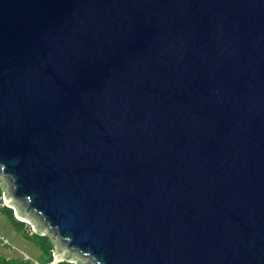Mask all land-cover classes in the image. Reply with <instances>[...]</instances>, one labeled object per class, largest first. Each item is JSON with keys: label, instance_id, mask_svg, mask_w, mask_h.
Masks as SVG:
<instances>
[{"label": "water", "instance_id": "95a60500", "mask_svg": "<svg viewBox=\"0 0 264 264\" xmlns=\"http://www.w3.org/2000/svg\"><path fill=\"white\" fill-rule=\"evenodd\" d=\"M3 185L53 264H264V0H0Z\"/></svg>", "mask_w": 264, "mask_h": 264}, {"label": "trees", "instance_id": "16d2710c", "mask_svg": "<svg viewBox=\"0 0 264 264\" xmlns=\"http://www.w3.org/2000/svg\"><path fill=\"white\" fill-rule=\"evenodd\" d=\"M4 193L5 189L0 186V215L7 218L10 224L14 227L16 232L22 236L28 242L34 244L41 252L38 259L39 264H53L55 242L50 235H42L36 233L32 227V224L22 222L15 217L14 210L4 205ZM0 264H34L31 260H24L22 256L11 257L4 254H0ZM58 264H84L81 261L71 262H60Z\"/></svg>", "mask_w": 264, "mask_h": 264}, {"label": "crops", "instance_id": "0c3cea01", "mask_svg": "<svg viewBox=\"0 0 264 264\" xmlns=\"http://www.w3.org/2000/svg\"><path fill=\"white\" fill-rule=\"evenodd\" d=\"M4 219L3 222L0 221V254H4L11 257L22 256V252L29 254L32 258L38 259L41 255L40 250L32 243L25 240L20 236L14 227L10 224L6 217L0 215V220ZM5 224L8 225L7 231L4 230ZM12 239L17 241L20 244V240L25 242L28 246L19 247L12 242ZM28 249V250H27Z\"/></svg>", "mask_w": 264, "mask_h": 264}, {"label": "rangeland", "instance_id": "374dc122", "mask_svg": "<svg viewBox=\"0 0 264 264\" xmlns=\"http://www.w3.org/2000/svg\"><path fill=\"white\" fill-rule=\"evenodd\" d=\"M3 187H4V189H5V186L3 185ZM1 222H3L2 224L4 225V219H1L0 220ZM26 223H28V224H32V222H30V221H26ZM8 228V225L7 224H5V226H4V230L5 231H7V228ZM32 227H34V225H32ZM9 229V228H8ZM12 242L14 243V244H16V246H19V247H23V246H28L25 242H23L22 240H20L19 242H20V244L17 242V241H15V240H13L12 239ZM28 250V249H27Z\"/></svg>", "mask_w": 264, "mask_h": 264}, {"label": "built area", "instance_id": "2783aa9c", "mask_svg": "<svg viewBox=\"0 0 264 264\" xmlns=\"http://www.w3.org/2000/svg\"><path fill=\"white\" fill-rule=\"evenodd\" d=\"M22 257L24 258V260H31L34 264H39L38 261L34 258H32L29 254L22 252Z\"/></svg>", "mask_w": 264, "mask_h": 264}]
</instances>
